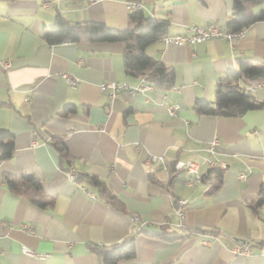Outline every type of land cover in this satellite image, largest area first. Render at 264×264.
<instances>
[{
	"label": "crops",
	"instance_id": "0c3cea01",
	"mask_svg": "<svg viewBox=\"0 0 264 264\" xmlns=\"http://www.w3.org/2000/svg\"><path fill=\"white\" fill-rule=\"evenodd\" d=\"M135 1L145 16L169 21L168 35L191 33L192 24L230 28L234 18L233 0H0V130L10 132L0 140H14L9 158L0 146V264H102L90 244L120 242L134 226L136 256L118 264H264V202L250 205L264 188V106L240 115L194 108L198 98L213 101L219 83L252 85L229 71L240 58L264 63V2L253 7L263 18L242 28L234 43L159 39L147 45L149 56L174 68L170 89L127 73L122 41L49 43L43 36L59 15L125 29L128 4ZM5 59L9 69L1 66ZM143 79L152 88L135 95L120 89L112 96L100 87L110 81L136 86ZM252 93L264 102L263 86ZM66 105L74 111L65 113ZM151 154L171 163L198 161L202 180L189 185V174L149 171ZM214 166L221 178L207 174ZM23 174L43 182L48 203L9 188L8 178ZM86 174L106 182L123 208L99 196L88 178L78 179ZM179 197L186 199L183 219L176 212ZM244 242L250 253L236 254L233 246Z\"/></svg>",
	"mask_w": 264,
	"mask_h": 264
},
{
	"label": "trees",
	"instance_id": "16d2710c",
	"mask_svg": "<svg viewBox=\"0 0 264 264\" xmlns=\"http://www.w3.org/2000/svg\"><path fill=\"white\" fill-rule=\"evenodd\" d=\"M264 0H233L234 18L229 21L230 29L238 30L247 27L252 22L263 18V11L254 12L253 7ZM129 27L117 29L109 27L100 21L71 22L58 16L55 23L43 33L49 43H60L64 41H79L87 39L90 41H122L124 47L125 70L127 73L144 77L154 83L155 86L170 89L175 84V70L146 53L145 48L150 43L159 40L167 33L169 21L167 19L147 17L142 10L129 14ZM229 76L234 78H247L256 84L264 81V63L256 64L252 60L240 58L237 69L230 70ZM264 106L254 93L248 92L246 86L239 84L219 83L215 90L213 101L198 98L194 108L199 113H221L224 115H240L249 109H258ZM73 105H66L63 111H74ZM0 135H10L7 130H0ZM12 137V136H11ZM61 157L68 156L64 143L61 139L54 141ZM2 157L9 158L14 149L13 137L8 142L0 140ZM214 173L221 178L219 167H212L207 174ZM206 175V174H205ZM86 177L99 189V196L108 203L123 208V203L117 198L110 187L95 175H79L78 179ZM204 179V176H203ZM9 188L26 196L35 203H48V196L43 182L33 174H23L19 179L10 177L7 180ZM220 184H215L213 188ZM264 202V188L259 196L252 199L250 205L256 207ZM130 234L120 242L110 245L90 244L92 252L98 255L102 264H118L123 259H132L136 256L135 235ZM161 235V233H160ZM163 236V234H162ZM172 238L174 236H168Z\"/></svg>",
	"mask_w": 264,
	"mask_h": 264
},
{
	"label": "built area",
	"instance_id": "2783aa9c",
	"mask_svg": "<svg viewBox=\"0 0 264 264\" xmlns=\"http://www.w3.org/2000/svg\"><path fill=\"white\" fill-rule=\"evenodd\" d=\"M141 8H142V3L138 1L130 2L128 4V9L131 13ZM189 28L191 30V33L176 34V35L166 34L162 36L160 39L166 44L167 43L193 44V43L201 42L209 38L225 39V40L230 41L231 43H234L236 40L241 38L245 33L244 29L234 30V29H230L227 27H222L215 22H211L205 26L192 24L189 26ZM1 66L4 69H9L11 67V61L8 59H5L1 62ZM64 76L66 77V80L70 85H77L78 80L76 78H74L68 73H64ZM261 86L264 87V82H259L256 84L249 85L246 87V90L248 92H253L258 87H261ZM100 87L103 90H108L110 95L116 96L117 92L120 89H127L131 93V95H135L146 89H151L152 85L143 79L136 86H130L125 82L120 83L116 81H110V82L101 83ZM177 108L178 106L172 105L169 107V112L171 114H175L177 111ZM216 144H217V140H214L211 143V146H210L211 151H213V148L215 147ZM147 164L149 166V171L151 172L155 171L159 167V168H163L166 170H169V168H171L173 171H175L178 174H181V173L183 175L189 174V176L186 177L184 180V182L189 185H192L202 180V175L199 172L200 164L198 161H195V160H177L171 163L161 154H151L147 159ZM76 177H77L76 172L73 171L69 173L70 179L73 180ZM185 203H186V199L182 197L177 198L175 201L176 212L181 219L185 217ZM133 219L135 221H138L139 218L138 216H133ZM136 231H137V228L134 226L133 232H136ZM198 234H200L199 231H198ZM201 243L208 244L209 240L203 239ZM24 250L25 252H28V253H34L30 248L26 246L24 247ZM232 250L236 254L247 255L251 251V244L246 243V242L237 243L236 245L233 246Z\"/></svg>",
	"mask_w": 264,
	"mask_h": 264
}]
</instances>
